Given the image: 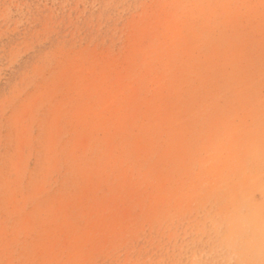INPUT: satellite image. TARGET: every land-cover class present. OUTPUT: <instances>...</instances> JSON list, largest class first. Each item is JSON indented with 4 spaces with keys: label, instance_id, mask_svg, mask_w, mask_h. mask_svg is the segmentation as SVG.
Instances as JSON below:
<instances>
[{
    "label": "rangeland",
    "instance_id": "rangeland-1",
    "mask_svg": "<svg viewBox=\"0 0 264 264\" xmlns=\"http://www.w3.org/2000/svg\"><path fill=\"white\" fill-rule=\"evenodd\" d=\"M0 264H264V0H0Z\"/></svg>",
    "mask_w": 264,
    "mask_h": 264
}]
</instances>
